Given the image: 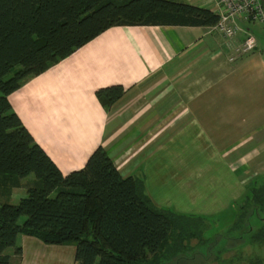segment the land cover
Masks as SVG:
<instances>
[{"label":"crops","instance_id":"0c3cea01","mask_svg":"<svg viewBox=\"0 0 264 264\" xmlns=\"http://www.w3.org/2000/svg\"><path fill=\"white\" fill-rule=\"evenodd\" d=\"M174 1L219 13L216 0ZM244 22L236 20L240 29L230 39L214 25L112 26L8 99L64 174L82 168L101 145L159 207L204 217L245 195L239 207L248 217L252 188L264 181L252 186L264 171V55L256 43L230 59L251 35ZM117 84L125 92L105 109L95 91ZM246 228L257 243L264 239L263 227ZM21 236L19 264L33 261L28 245L36 256L63 253L64 244Z\"/></svg>","mask_w":264,"mask_h":264},{"label":"trees","instance_id":"16d2710c","mask_svg":"<svg viewBox=\"0 0 264 264\" xmlns=\"http://www.w3.org/2000/svg\"><path fill=\"white\" fill-rule=\"evenodd\" d=\"M218 20L208 8L174 0H0V185L17 188L20 178H36L16 203L0 202V264L20 263L19 234L74 242L76 264H192L208 257L195 251L204 240L202 216L157 206L142 180L122 176L101 145L82 168L62 173L8 95L112 26ZM124 92L117 84L95 94L108 109ZM252 189V212L264 210V181Z\"/></svg>","mask_w":264,"mask_h":264},{"label":"rangeland","instance_id":"374dc122","mask_svg":"<svg viewBox=\"0 0 264 264\" xmlns=\"http://www.w3.org/2000/svg\"><path fill=\"white\" fill-rule=\"evenodd\" d=\"M244 25L249 28L250 34L255 38L258 51L264 55V19L261 21H246L244 22ZM233 52L234 55L232 56V60L241 54L247 53L236 52L235 50ZM262 76L264 78V75ZM35 179L36 178L33 174H29L20 178L21 184L17 188L9 186L8 188H4L0 185V202L16 203L21 197L26 195V188L32 185V182ZM263 180L264 171H260L259 175L253 178L252 186H258ZM248 191V194L250 195V190ZM244 200L245 195L237 200L227 211L203 217L205 219V229L202 233V238L204 240L201 244L195 247V251L201 253V255L208 254V257L201 258V262H195L192 264H260L261 257L264 256V239L257 243V241L251 237L249 232H247L246 227L249 225L253 231L260 227L264 228V210L256 209L254 213L247 217V215L245 216L247 207L242 211L239 207L244 204ZM251 204L252 203H249L250 206H252ZM23 220L24 217H20L19 223H22ZM21 237V234H19L16 239V245L22 243ZM194 242H196V240H192V243ZM40 245L44 244L41 243ZM74 249L75 243L71 242L64 244L63 253L61 255L43 251V254L47 256L41 257L36 256L33 253L34 247L28 245L26 257H32L33 261L26 259L25 264H76L74 260ZM249 249L252 251L251 253L248 252ZM13 250L14 248L12 247L7 248L6 253L12 254ZM231 250L236 251V253L240 252L236 261L230 259L233 255Z\"/></svg>","mask_w":264,"mask_h":264},{"label":"built area","instance_id":"2783aa9c","mask_svg":"<svg viewBox=\"0 0 264 264\" xmlns=\"http://www.w3.org/2000/svg\"><path fill=\"white\" fill-rule=\"evenodd\" d=\"M219 9V20L214 27L227 38H232L240 29L236 20L254 21L264 19L263 5L260 0H216ZM255 39L248 35L236 52H247L255 47ZM231 57L230 59H232Z\"/></svg>","mask_w":264,"mask_h":264}]
</instances>
